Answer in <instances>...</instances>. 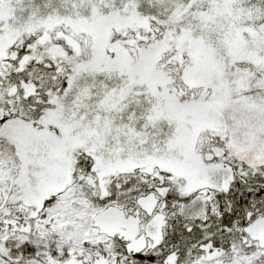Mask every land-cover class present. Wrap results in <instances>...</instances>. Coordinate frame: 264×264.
<instances>
[{
	"label": "snow or ice",
	"instance_id": "1",
	"mask_svg": "<svg viewBox=\"0 0 264 264\" xmlns=\"http://www.w3.org/2000/svg\"><path fill=\"white\" fill-rule=\"evenodd\" d=\"M0 264H264V0H0Z\"/></svg>",
	"mask_w": 264,
	"mask_h": 264
}]
</instances>
